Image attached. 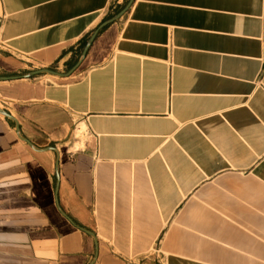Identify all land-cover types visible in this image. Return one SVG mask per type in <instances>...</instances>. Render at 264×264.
<instances>
[{"label":"crops","instance_id":"1","mask_svg":"<svg viewBox=\"0 0 264 264\" xmlns=\"http://www.w3.org/2000/svg\"><path fill=\"white\" fill-rule=\"evenodd\" d=\"M129 2L0 0V264H264V0Z\"/></svg>","mask_w":264,"mask_h":264},{"label":"water","instance_id":"2","mask_svg":"<svg viewBox=\"0 0 264 264\" xmlns=\"http://www.w3.org/2000/svg\"><path fill=\"white\" fill-rule=\"evenodd\" d=\"M132 2H133V0H130V2L127 4V6L117 16H115V18H113L112 21H114V20L118 19L119 17H121L126 12V10L130 7ZM112 21H109L108 23H110ZM108 23H104L100 28H104ZM41 74H49V75H54V76H60L59 74H57L55 72H52V71H49V70H40V71H35V72L30 73L26 77L29 78V77L38 76V75H41ZM0 113L2 115H4V116H8L7 114H5L1 110H0Z\"/></svg>","mask_w":264,"mask_h":264},{"label":"rangeland","instance_id":"3","mask_svg":"<svg viewBox=\"0 0 264 264\" xmlns=\"http://www.w3.org/2000/svg\"><path fill=\"white\" fill-rule=\"evenodd\" d=\"M25 72H21V74H24ZM1 109V108H0Z\"/></svg>","mask_w":264,"mask_h":264},{"label":"bare ground","instance_id":"4","mask_svg":"<svg viewBox=\"0 0 264 264\" xmlns=\"http://www.w3.org/2000/svg\"><path fill=\"white\" fill-rule=\"evenodd\" d=\"M1 110V109H0ZM2 111V110H1ZM0 116H2V114L0 113Z\"/></svg>","mask_w":264,"mask_h":264}]
</instances>
